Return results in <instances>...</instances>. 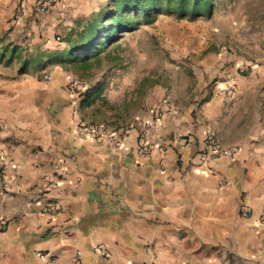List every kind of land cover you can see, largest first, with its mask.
Segmentation results:
<instances>
[{"label": "crops", "instance_id": "obj_1", "mask_svg": "<svg viewBox=\"0 0 264 264\" xmlns=\"http://www.w3.org/2000/svg\"><path fill=\"white\" fill-rule=\"evenodd\" d=\"M36 2L0 0V47L22 55L0 59V264H264V36L246 76L210 57L211 78L187 107L166 99L137 115L114 149L76 136L96 101L82 109L70 75L46 63L64 51L51 34L107 0H57L46 12ZM34 36L42 60L20 71ZM141 123L155 125L145 157ZM209 137L236 151L200 163ZM49 203L60 211H43Z\"/></svg>", "mask_w": 264, "mask_h": 264}, {"label": "rangeland", "instance_id": "obj_2", "mask_svg": "<svg viewBox=\"0 0 264 264\" xmlns=\"http://www.w3.org/2000/svg\"><path fill=\"white\" fill-rule=\"evenodd\" d=\"M94 13L69 20L72 29L53 33L51 39L65 50L76 23L85 22ZM263 36L264 0H213L209 17L190 21L159 15L154 22L119 35L117 41L90 59L88 69L81 63L56 65L67 75L83 80L89 89L97 88L100 97L86 111V121L118 130L129 127L137 115L166 99L174 106L187 107L191 103L189 95L211 78L212 56L229 58L224 67L236 68L246 76L251 63L259 58ZM33 39L28 57L42 53L38 36ZM236 59L241 61L239 65ZM113 63L114 67L105 69ZM109 71L112 82H101Z\"/></svg>", "mask_w": 264, "mask_h": 264}, {"label": "trees", "instance_id": "obj_3", "mask_svg": "<svg viewBox=\"0 0 264 264\" xmlns=\"http://www.w3.org/2000/svg\"><path fill=\"white\" fill-rule=\"evenodd\" d=\"M213 11V0H107L98 12L92 14L85 22H77L67 39L64 51L54 53L46 58L47 65L81 63V67L88 69L90 59L97 57L106 45L118 40L119 35L131 33L141 24H150L159 15L175 16L178 19L188 18L190 21L202 17H209ZM21 58L17 48L9 50L0 47V59L6 54ZM42 58H30L21 62L20 71L28 65L35 68ZM97 90L84 91L80 102L82 109L91 107L96 99Z\"/></svg>", "mask_w": 264, "mask_h": 264}, {"label": "built area", "instance_id": "obj_4", "mask_svg": "<svg viewBox=\"0 0 264 264\" xmlns=\"http://www.w3.org/2000/svg\"><path fill=\"white\" fill-rule=\"evenodd\" d=\"M57 0H37L36 5L40 12H46L50 7H52ZM49 75H44L45 80H49ZM68 89L73 93L84 92L89 89L87 83L83 80L70 76L67 80ZM236 91L233 86H229L225 90V100L227 103L232 104L235 99ZM155 125L153 123H141L138 126L139 134H138V144H137V154L141 157L148 156L153 143L149 141L148 134L154 130ZM130 127H123L119 130L111 129L103 124L94 123V122H80L76 131V136L82 140H92L104 142L111 146L112 148H119L121 146V142L124 141V138L127 136L128 130ZM191 137H186L185 140H190ZM236 151L235 148H224L214 137H209L204 141V145L199 151V161L200 163H206L210 160H216L222 157H227L232 155ZM56 184L54 181H48L46 188L48 190L54 189ZM245 212L248 211L244 207ZM49 213L59 212L60 209L56 205L46 204L44 205V210ZM259 224L264 227V217H260L258 220ZM4 226V220L0 218V228ZM92 252H96L100 254L102 257L109 258V254L104 249L103 246H95L92 248ZM77 255L80 253L77 252ZM44 257V256H42Z\"/></svg>", "mask_w": 264, "mask_h": 264}]
</instances>
